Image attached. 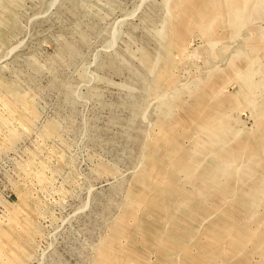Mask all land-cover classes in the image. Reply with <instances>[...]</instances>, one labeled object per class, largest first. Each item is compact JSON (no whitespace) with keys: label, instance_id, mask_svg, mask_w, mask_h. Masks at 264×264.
Here are the masks:
<instances>
[{"label":"rangeland","instance_id":"1","mask_svg":"<svg viewBox=\"0 0 264 264\" xmlns=\"http://www.w3.org/2000/svg\"><path fill=\"white\" fill-rule=\"evenodd\" d=\"M0 264H264V0H0Z\"/></svg>","mask_w":264,"mask_h":264}]
</instances>
